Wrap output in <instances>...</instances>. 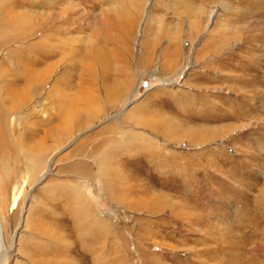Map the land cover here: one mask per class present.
Instances as JSON below:
<instances>
[{"label":"rangeland","instance_id":"1","mask_svg":"<svg viewBox=\"0 0 264 264\" xmlns=\"http://www.w3.org/2000/svg\"><path fill=\"white\" fill-rule=\"evenodd\" d=\"M75 1L81 13L75 47L84 52L104 46L113 65L135 70L133 99L156 110L148 116L175 122L183 138L177 150L191 160L188 174L175 167L161 173L141 153L116 158L117 177L128 180L114 189L134 186L137 197L146 196L143 203L130 196L116 200L102 174L83 172L84 163L95 166L92 154L105 148L110 135L102 132L104 118L116 109L103 104L99 119L69 135L59 111L67 110L73 95L97 91L103 97L104 79L93 82L77 58L59 61L47 76L41 57L46 33L37 26L42 7L31 0H0V264H264V13L256 27H239L254 22L255 11L264 12V0H144L141 13L134 8L137 0H120L127 10L115 11L111 4L117 0ZM118 18L133 19L128 40L101 43ZM176 34L183 55L177 75L168 77H179L174 90L196 93L188 86L192 81L197 93L221 101L217 109L190 105L186 113L163 91L160 62ZM170 46L175 50V42ZM152 48L156 58L147 66ZM95 67L98 73L104 69ZM206 131L215 134L205 139L216 140L200 146ZM48 159L50 170L40 178ZM76 186L90 204L87 216L77 211ZM155 191L169 203L153 213L147 203ZM224 256L232 257L219 261Z\"/></svg>","mask_w":264,"mask_h":264},{"label":"bare ground","instance_id":"2","mask_svg":"<svg viewBox=\"0 0 264 264\" xmlns=\"http://www.w3.org/2000/svg\"><path fill=\"white\" fill-rule=\"evenodd\" d=\"M31 1L34 3L38 2L40 6L42 7V11H43L42 12L43 15L40 17L41 19L40 24L37 26H41L40 30L46 33L44 36V39H46V41L41 42L43 46H45V49L41 53V57L43 60L46 61L47 76L52 75L53 70L58 65L59 61H63L64 59L72 61L77 58L81 61V63H83L82 64L83 67L86 70L88 69V71L91 72V77L93 78V82L101 78L104 79V84H103L104 85L103 86L104 96L103 97H100L99 92L97 91L91 94L86 92V94L84 96L82 95L81 98L78 95H73L67 101V107H66L67 110L65 112L64 110L59 111L60 113L59 116L60 115L62 116L60 118H64L63 119L64 120L63 123H65L64 133L68 134L69 132H72L75 128H81V126L82 127L85 126L88 122H93L99 119L102 116L103 104L107 105L109 109H112V110L116 109L114 113L110 112V114L104 118L107 124L103 126L102 132L104 133L107 132L110 135V137L106 141L105 148H102L100 150L98 149L99 152L92 154L93 159L95 161L94 162L95 166H93V164L91 163L90 165L85 166V164L87 163H84L83 172L89 173L91 175L97 172L102 174L104 176L103 179L106 184V187L110 186L114 190L116 200L125 201V199H127V197L130 196L128 198L132 200L136 199V201L138 202L140 200V201H143V203L145 202L146 196L140 197V198L137 197L133 192V190L135 189L134 186L133 187L130 186L127 188L125 187L126 189H119V192H118V187L114 189V185H118L117 183H121L123 180L124 181L126 180L125 181L126 183L128 180V179H125L124 177L122 178L117 177L116 167L118 166V164H120V161L119 160L117 161L116 158L121 157L125 154L129 156L133 154L136 155V153H139V154L141 153L143 155H149L151 157L149 159H153V160H150L151 163L153 161V166H154L153 168L159 169L161 173L170 172L172 167H175L180 172L188 174L189 169H188L187 164H190L191 160L188 159L189 157L183 156V153L177 150L179 146L182 144L183 138L180 136H177L175 132L176 130L175 125L174 126L172 125L175 122L171 123L168 116L167 117L162 116V115L159 116L157 114H156L157 115L156 118L154 116L152 117L148 116L147 114L154 113L156 112V110L149 109L148 105H146V103L143 100L137 101V99H133V97L136 96L135 95L136 90H131L134 84L136 83L134 80L135 70H133L132 68L131 70L129 66L127 67L126 65H123L122 67L119 66V64L118 66H115V64L113 65L114 62H112V57H113L112 51L110 55L107 56V53L105 54L107 50L104 48V46H98L95 50L91 49V50H87L84 52H82L81 50L79 51L75 47V43L78 42V37L74 36L73 33L77 30L78 22H80L79 16L81 14L80 10H78L79 8H78L77 2L75 0H68L66 7L62 8L59 6L60 0H49L47 2L46 1L43 2L42 0H31ZM131 1H134V0H130V2ZM137 1L139 3H136L134 8L135 10H138L139 13H141L145 9L146 4L143 3L144 0H137ZM117 2L118 3L111 4L113 11L118 10V9L127 10V6L125 4H120V0H117ZM140 4L142 5V7H140ZM199 11L203 15L205 14V8ZM103 12L106 15L107 13L109 14L111 11L107 9V11L104 10ZM255 12L257 13H255L256 17L254 16L255 19L253 18L254 22H249L248 24H246V22L243 24L239 23V27H242V28L243 27H246V28L253 27L254 28L256 27L255 24L259 25L260 24L259 15L263 14L264 12L263 11L262 12L255 11ZM212 13L213 11L211 10L210 15H212ZM201 17L203 16L199 14L200 20H202ZM121 22H122L121 19L118 18V19H115L114 22H112L110 25L107 26V28L110 29L109 32L110 31L111 32L107 36V38H106V35L105 37L103 36L101 43H105V44L109 43L108 42L109 40L111 41L110 43L121 45L123 44V41L128 40L129 35L132 33V27L134 25L133 19H131L130 21H123V23ZM119 24L121 25L119 26ZM117 27L119 28L118 34L113 35V32L114 30L115 31L117 30ZM125 28L127 29L123 31V29ZM200 28L201 26L198 25V28L196 29L199 30ZM23 33L24 32L20 33V35ZM181 40H182L181 36L176 34L171 40H169L168 45L164 49L165 52L162 57V61L160 62L161 63L160 64L161 75L164 76L163 82L165 83L164 87L162 88L163 91L165 92L168 91V93L171 94L172 98L178 103V105L182 107V109L186 111V113L190 110L191 106H194V109H200V110H203L205 108L213 109V110L217 109L221 101L212 95H211L212 99L214 100L207 98V96L203 95V93L202 94L197 93L200 87L199 85H197L196 83L192 81L189 82L188 86L189 85L192 86L191 87L192 90L196 91V93L189 92L188 90H185V89H180L177 91L174 90V87H177L176 80H178L179 77L178 78L176 77V79L168 78V77H170L171 75L176 76L177 73L179 72V65H180V62L182 63L181 59L183 55L181 52V48H179V44L181 43ZM171 42H175V46H176L175 50H170L171 49L170 47H173V46H170ZM222 43L225 44L224 42ZM152 49L153 50H150L149 52H147L149 49L146 51L147 55H145L144 64L147 66L152 64L153 58H156L155 50L154 48ZM170 53H171V56H170ZM119 56H117V58ZM97 64L101 68H104L101 72L102 74L97 72L99 70V69L96 70L95 66ZM105 69L110 70L109 75L103 74L106 71ZM197 76L203 77L201 73H197ZM61 79L62 77L60 76L57 83H59ZM63 79H65V76ZM195 98L196 99L198 98L199 104H197L194 101L196 100ZM55 102H58V100L55 99ZM86 109L88 110L87 113H85ZM205 133H208V132L206 131ZM213 134L215 133H211V134L208 133L205 135L202 134L201 136H203L204 138H200L198 136L200 138L199 145L201 146L206 143L204 145L206 146L209 143V141H215L216 139L214 138L209 139L207 137L209 140L207 138L205 139L207 135L209 136ZM55 140H57V138ZM189 141L195 142L193 138L189 139ZM201 141H204V142H201ZM174 146H176V149ZM205 152L206 151L202 153H205ZM202 153L199 152V154H202ZM32 154H35V153L32 152ZM182 158H185V160L188 159V161H182L181 160ZM36 160L38 161L39 165H43L44 159L42 156L40 157L38 155V159ZM51 163H52L51 159H48L46 164L44 165L45 170L41 174L40 178H42L45 175V173L50 170L49 168L51 167ZM74 166H76V164ZM185 182H188V181H185ZM137 190L138 189H136L135 192H137ZM72 192H73V195L77 199V204H78L77 211H80L81 213H83L81 215L87 216V213H88L87 210L90 209L91 207H90L89 202L83 197V192L77 186L73 188ZM132 195H134V197ZM163 203H169V199L165 196L164 193L160 191H155L153 196L149 198V201L147 203V209L150 212L154 213L158 211L161 208V206H163ZM183 208L186 210L187 207L185 208L184 206H182L181 209ZM102 225L105 226L103 223ZM47 233H50V232L47 231ZM1 246H2V237H1V230H0V249H1ZM230 248H233V247H230ZM234 248H237V247H234ZM232 256L219 257L221 258L219 261L227 260L228 258Z\"/></svg>","mask_w":264,"mask_h":264}]
</instances>
